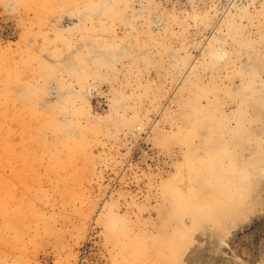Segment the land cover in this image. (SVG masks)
Masks as SVG:
<instances>
[{"label":"rangeland","instance_id":"1","mask_svg":"<svg viewBox=\"0 0 264 264\" xmlns=\"http://www.w3.org/2000/svg\"><path fill=\"white\" fill-rule=\"evenodd\" d=\"M260 221L264 0H0V264H264Z\"/></svg>","mask_w":264,"mask_h":264},{"label":"flooded vegetation","instance_id":"2","mask_svg":"<svg viewBox=\"0 0 264 264\" xmlns=\"http://www.w3.org/2000/svg\"><path fill=\"white\" fill-rule=\"evenodd\" d=\"M240 237H246L247 250L250 256H252V259H256L261 250L263 251L262 255H264V221L248 226L245 230L235 236L234 240H238ZM230 242L231 245L234 244L233 240Z\"/></svg>","mask_w":264,"mask_h":264}]
</instances>
